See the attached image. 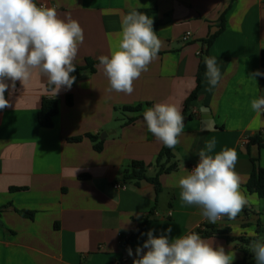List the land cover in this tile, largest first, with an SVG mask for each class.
Wrapping results in <instances>:
<instances>
[{"label":"crops","instance_id":"0c3cea01","mask_svg":"<svg viewBox=\"0 0 264 264\" xmlns=\"http://www.w3.org/2000/svg\"><path fill=\"white\" fill-rule=\"evenodd\" d=\"M40 3L58 6L61 18L70 15L82 26L84 42L75 67L87 60L98 64L93 73H71L76 77L71 89L62 88L56 96L39 75L26 88L16 81L15 89L5 92L11 106L0 110V264H133L149 230L159 236L171 227V239L204 226L227 230L230 241L200 236L214 247L234 251L233 264H252L249 244L239 239H253V232L260 238L257 230L264 226V200L244 189L252 160L264 170V115L257 118L250 107L252 99L264 96L260 76L250 79L260 71L264 49V0H37ZM151 8L148 16L162 43L157 58L134 81L132 94L108 91L98 57L110 54L125 14ZM186 33L190 37L184 42ZM215 33L207 48L203 41ZM202 51L216 57L221 80L211 87L205 73L201 78L175 146L177 169L158 177V194L146 181L126 182L124 190H114L134 161L147 166V177L155 175L154 160L163 144L147 131L142 113L159 102L175 103L183 111L196 86ZM66 96L71 97L69 107ZM44 98L58 104L50 128L37 123ZM136 106L140 108L135 112L122 110ZM128 119L134 121L125 125ZM84 135L97 137L102 150L95 152L87 138L66 141ZM254 136L263 147L249 143ZM213 138L212 154L236 149L241 190L254 197L234 220L226 217L214 224L201 216L199 207L181 201L177 183ZM148 214L141 237L120 246V235L133 232Z\"/></svg>","mask_w":264,"mask_h":264},{"label":"clouds","instance_id":"9594fccd","mask_svg":"<svg viewBox=\"0 0 264 264\" xmlns=\"http://www.w3.org/2000/svg\"><path fill=\"white\" fill-rule=\"evenodd\" d=\"M57 7L38 5L37 0H0V110L11 106L5 92L10 87L15 89L16 81L26 88L33 76L39 75L46 78L54 96L62 88L70 90L75 82L71 73L76 70L74 61L84 42V30L70 15L61 18ZM153 23L150 16L136 9L121 18V31L110 54L98 57V67L108 80V91L132 94L134 81L157 58L162 43ZM204 63L207 81L216 87L221 80L216 57L206 56ZM257 76H264V72L256 70L250 79ZM250 107L257 118L264 115V96L252 99ZM142 115L147 131L165 147L175 148L184 132L185 118L180 107L159 102ZM204 130H208L207 126ZM215 146V138L207 141L198 153V163L177 182L181 201L199 207L201 216L213 224L224 217L234 220L254 202L253 196L241 190L240 176L235 171L236 149L224 148L212 154ZM170 233L171 227L159 236L149 230L147 240L136 248L138 258L133 264H233L234 251L214 247L196 232L171 239ZM249 235L253 237L249 250L256 264H264V238L254 232ZM127 252L133 255L131 248Z\"/></svg>","mask_w":264,"mask_h":264},{"label":"trees","instance_id":"16d2710c","mask_svg":"<svg viewBox=\"0 0 264 264\" xmlns=\"http://www.w3.org/2000/svg\"><path fill=\"white\" fill-rule=\"evenodd\" d=\"M139 12L145 13L149 15L154 11V8L146 9V10H138ZM217 33L210 35L205 41H203L204 45L208 48V46L212 43L213 39ZM208 56L206 51H202V56L198 64L195 81L196 86L194 91L190 94L187 100L184 102V108L182 111V115H186V111L188 108V105L191 101H193L196 98L197 92L200 88V82L203 74L206 71L204 58ZM98 64V62H92V61H85V65L83 67H76L75 72L81 71V70H88L90 73L94 72V66ZM260 71L264 72V49L261 51L260 54ZM260 81L264 83V76H260ZM49 88V87H48ZM65 104L66 106H71L72 101L70 96L65 97ZM139 106L136 107H124L122 110L124 112H135L139 110ZM58 113V104L55 99L50 98H44L41 101L40 109L37 113V123L42 128H50L52 126V118L56 116ZM133 119H128L125 122V125H128L132 123ZM83 138H87L93 143V150L95 152H100L102 150V143L98 141L97 137L91 136V135H84L78 136V137H71L67 138V142L71 143H77L80 142ZM249 143L257 144L260 148L263 147L261 145V140L258 136H254L249 139ZM174 150L175 148H168L162 145L160 151L158 152L155 160H154V168L156 169V173L153 177L149 178L146 176V168L147 166L142 162L134 161L132 162L129 167L123 171L121 176V182H134L137 184L139 181H146L153 185L155 193L158 194L160 192V186L158 183V177L162 174H168L172 171H175L177 169V164L173 161L174 158ZM244 189L249 194H255L258 198L264 200V170L258 165L257 160H252V169L250 172V175L244 185ZM23 217L31 218L32 215L26 212H20ZM148 214L146 217L140 219L136 229L129 234L128 241L126 242V245L130 241L136 238H140L142 231L144 229V226L149 218ZM226 219V218H225ZM204 229L202 231L195 230L197 234L201 235L202 237H211L213 235L216 236H223L225 240L230 241V238L227 237V230H216L214 227L211 226H204ZM258 227L257 233L260 235V238H264V226ZM240 242L244 245L250 244L252 239H239ZM244 255H247V252L243 250ZM252 264H256L255 258L253 257Z\"/></svg>","mask_w":264,"mask_h":264},{"label":"built area","instance_id":"2783aa9c","mask_svg":"<svg viewBox=\"0 0 264 264\" xmlns=\"http://www.w3.org/2000/svg\"><path fill=\"white\" fill-rule=\"evenodd\" d=\"M190 37V33H186L183 35L182 37V41H187ZM126 187L123 183H119V184H114L113 185V189L114 190H124ZM226 217H224L223 219L217 221L216 223H221L225 220ZM128 238H129V235L127 234H123V235H120V239H119V244L120 246L122 247H125L126 246V242L128 241Z\"/></svg>","mask_w":264,"mask_h":264}]
</instances>
